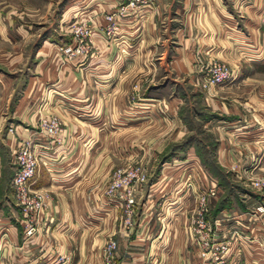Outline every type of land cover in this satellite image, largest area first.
I'll return each mask as SVG.
<instances>
[{
  "label": "crops",
  "instance_id": "1",
  "mask_svg": "<svg viewBox=\"0 0 264 264\" xmlns=\"http://www.w3.org/2000/svg\"><path fill=\"white\" fill-rule=\"evenodd\" d=\"M126 2L0 0V264H104L110 238L117 264H196L188 225L204 180L215 179L197 146L243 187L238 205L220 203L219 186L207 199L224 237L239 228L246 237L219 264H264L254 213L263 197L250 186L264 175V0H148L106 36L103 15ZM70 19L89 24L92 53L60 62L54 44L70 41ZM210 61L233 77L203 90ZM44 114L60 118L62 133L39 129ZM23 140L46 147L30 188L48 195L26 241L9 185L10 151ZM134 163L147 181L126 227L121 191L104 189ZM194 164L202 182L192 185Z\"/></svg>",
  "mask_w": 264,
  "mask_h": 264
},
{
  "label": "built area",
  "instance_id": "2",
  "mask_svg": "<svg viewBox=\"0 0 264 264\" xmlns=\"http://www.w3.org/2000/svg\"><path fill=\"white\" fill-rule=\"evenodd\" d=\"M148 0H127L125 4L117 5L113 11L103 15L104 34L108 37L117 30V20L124 16L128 9H136L147 3ZM71 40L67 43L56 45L60 62L73 57H88L91 51L90 35L92 30L86 22L74 21L69 29ZM203 77L199 82V87L207 90L212 86L221 85L233 77V70L226 63L220 61H210L203 65ZM37 125L41 131L47 135H57L62 133L61 120L55 114H44L38 116ZM36 146V147H35ZM29 140L17 142L10 151V158L13 171L9 180L12 197L22 213L23 237L26 240L36 233V217L44 209L48 200L45 191L30 188V179L34 175L39 159L43 156L46 147L35 144ZM42 147V149H38ZM44 150V151H43ZM147 181L146 169L138 164H130L115 168L105 185L104 192L108 196H118L122 198L123 222L126 227L131 226L134 215V205L137 192ZM250 186L257 190L263 197L261 201L254 205V213L264 219V175H256L250 180ZM216 190L211 187L205 188L196 198V205L193 215L188 225V231L196 246V264H219L223 257L229 252L240 251L239 240L246 237L240 233L239 229L228 231L229 237H224L219 232L218 220L210 219L208 215L207 199L214 196ZM115 248V241L108 239L101 247L104 264H117L112 262V252Z\"/></svg>",
  "mask_w": 264,
  "mask_h": 264
},
{
  "label": "rangeland",
  "instance_id": "3",
  "mask_svg": "<svg viewBox=\"0 0 264 264\" xmlns=\"http://www.w3.org/2000/svg\"><path fill=\"white\" fill-rule=\"evenodd\" d=\"M148 2V1H147ZM57 11V10H56ZM81 22H85L83 20H80ZM74 22V20L70 19L69 21H66L67 25L65 26V31L70 35V40H71V33L69 31L70 27H71V24ZM87 23V22H86ZM88 24V23H87ZM88 27H89V24H88ZM117 32V30L115 31V33ZM114 33V34H115ZM113 34V35H114ZM63 44V43H62ZM54 46L56 47V45L54 44ZM54 47V49H55ZM56 55L58 56L57 54V50L55 49L54 50ZM72 59V58H71ZM69 59V60H71ZM68 61L65 60V62ZM203 74H204V70H202V77H203ZM199 145V144H198ZM198 149L196 150L198 154H200L199 156H202L201 159L204 157L205 160H208L210 162V164L212 165H206L205 164V170L206 168H208L210 174H212L214 178L210 177V175H208V178L205 179L204 181H207V186H205L206 188L207 187H211L212 189L216 190V188L218 187L219 189H221L222 193H221V197H220V203H222L223 205H225L226 207L227 206H232L233 204L234 205H238L240 203V200H239V193L238 191L240 190H243V187L238 183H234L230 180L231 175L228 174V173H225L223 171H220L218 170V168L213 164L212 162V158H211V151L209 149H206V150H202V155H201V151L199 149L200 146H197ZM200 166L199 165H196L194 164V166H189L187 167V170H186V176H188V181H190L192 183V185L194 184L195 185V182L197 181V184L198 183H201L202 181L199 179L200 177V169L199 168ZM199 175V176H198ZM153 176V175H152ZM206 177V176H205ZM152 178V177H150ZM185 179L183 180H179L180 183L184 182ZM185 183V182H184ZM187 184V182H186ZM189 185V184H188ZM204 188V187H203ZM246 188V187H245ZM205 189V188H204ZM203 189V190H204ZM248 189V188H247ZM202 190V191H203ZM220 191V190H219ZM249 191V190H248ZM209 197H212V196H209ZM208 197V198H209Z\"/></svg>",
  "mask_w": 264,
  "mask_h": 264
},
{
  "label": "trees",
  "instance_id": "4",
  "mask_svg": "<svg viewBox=\"0 0 264 264\" xmlns=\"http://www.w3.org/2000/svg\"><path fill=\"white\" fill-rule=\"evenodd\" d=\"M185 142V144H186V141H184ZM202 161L204 162V164H206V165H212V164H210V162L208 161V160H205L204 159V157L202 158Z\"/></svg>",
  "mask_w": 264,
  "mask_h": 264
}]
</instances>
